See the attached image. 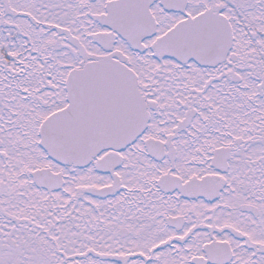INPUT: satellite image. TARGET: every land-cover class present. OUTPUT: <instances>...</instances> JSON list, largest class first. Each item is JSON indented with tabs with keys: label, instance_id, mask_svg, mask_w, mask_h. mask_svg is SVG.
Here are the masks:
<instances>
[{
	"label": "snow or ice",
	"instance_id": "1",
	"mask_svg": "<svg viewBox=\"0 0 264 264\" xmlns=\"http://www.w3.org/2000/svg\"><path fill=\"white\" fill-rule=\"evenodd\" d=\"M0 264H264V0H0Z\"/></svg>",
	"mask_w": 264,
	"mask_h": 264
}]
</instances>
